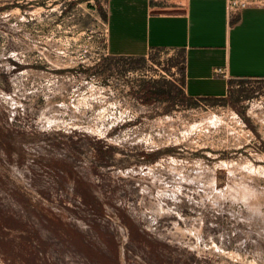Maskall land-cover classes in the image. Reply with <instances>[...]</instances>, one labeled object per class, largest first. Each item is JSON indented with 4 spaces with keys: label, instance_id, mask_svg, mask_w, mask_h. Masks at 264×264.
Here are the masks:
<instances>
[{
    "label": "rangeland",
    "instance_id": "1",
    "mask_svg": "<svg viewBox=\"0 0 264 264\" xmlns=\"http://www.w3.org/2000/svg\"><path fill=\"white\" fill-rule=\"evenodd\" d=\"M106 6L0 0V264H264V78L189 97Z\"/></svg>",
    "mask_w": 264,
    "mask_h": 264
},
{
    "label": "crops",
    "instance_id": "2",
    "mask_svg": "<svg viewBox=\"0 0 264 264\" xmlns=\"http://www.w3.org/2000/svg\"><path fill=\"white\" fill-rule=\"evenodd\" d=\"M106 7L108 53L181 50L189 97H226L232 79L264 78V6L230 12L226 0H107Z\"/></svg>",
    "mask_w": 264,
    "mask_h": 264
},
{
    "label": "built area",
    "instance_id": "3",
    "mask_svg": "<svg viewBox=\"0 0 264 264\" xmlns=\"http://www.w3.org/2000/svg\"><path fill=\"white\" fill-rule=\"evenodd\" d=\"M230 12H238L247 7L264 6V0H226ZM215 74L226 75V71L221 67L214 68Z\"/></svg>",
    "mask_w": 264,
    "mask_h": 264
},
{
    "label": "trees",
    "instance_id": "4",
    "mask_svg": "<svg viewBox=\"0 0 264 264\" xmlns=\"http://www.w3.org/2000/svg\"><path fill=\"white\" fill-rule=\"evenodd\" d=\"M151 91V92H150ZM146 95H145V101H149L151 98L155 97L157 99H164L166 98L163 94H161L160 90H150Z\"/></svg>",
    "mask_w": 264,
    "mask_h": 264
}]
</instances>
